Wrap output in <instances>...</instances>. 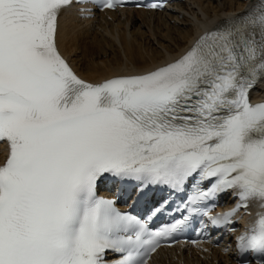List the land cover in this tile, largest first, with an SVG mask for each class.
I'll list each match as a JSON object with an SVG mask.
<instances>
[{"label":"snow or ice","instance_id":"1","mask_svg":"<svg viewBox=\"0 0 264 264\" xmlns=\"http://www.w3.org/2000/svg\"><path fill=\"white\" fill-rule=\"evenodd\" d=\"M126 2L0 0V264H109V252L120 254L112 264H149L175 242L188 216L152 230L168 202L140 219L98 195L104 181L146 203L191 187L185 209L218 229L249 201L264 208V101L252 98L264 81V0L171 62L83 79L60 51L63 13ZM229 191L238 203L212 215L209 202ZM235 247L264 264V212Z\"/></svg>","mask_w":264,"mask_h":264},{"label":"bare ground","instance_id":"2","mask_svg":"<svg viewBox=\"0 0 264 264\" xmlns=\"http://www.w3.org/2000/svg\"><path fill=\"white\" fill-rule=\"evenodd\" d=\"M256 4L257 0H188L174 5L170 11L114 12L88 21L63 14L59 47L83 79L101 82L114 75L143 72L173 61L195 36L229 17L246 13ZM260 96H264V83L255 95ZM3 159L0 148V162ZM155 263L175 264V260L173 256H161ZM187 263L235 264L221 250L216 251V257L206 255Z\"/></svg>","mask_w":264,"mask_h":264}]
</instances>
